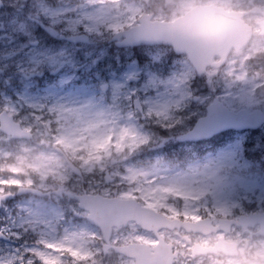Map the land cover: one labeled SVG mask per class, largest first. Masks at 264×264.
<instances>
[{"label":"rangeland","instance_id":"1","mask_svg":"<svg viewBox=\"0 0 264 264\" xmlns=\"http://www.w3.org/2000/svg\"><path fill=\"white\" fill-rule=\"evenodd\" d=\"M187 2L182 0L180 6ZM99 4V0H90L89 9L95 11L84 9L85 13L76 19V27L89 30L94 36L89 46L91 52L76 55L75 68L63 67L54 82L40 86L32 79L38 75L40 59L30 55L23 74L32 78L15 81L12 97L0 88V110L18 112L22 120H39L41 106L47 108L46 120L30 139L35 145L1 142L0 178L19 181L20 186L26 185L27 178H59L55 188L64 181L78 183L87 178L93 191L137 193L145 205L191 218H197L202 211L225 213L239 206L240 200L264 207V170L255 175L243 162L244 145L249 151L252 144L253 152L264 157V127L256 134L235 135L215 155L191 163L184 170L166 166L162 157L146 156L149 151L157 152L173 144L176 133L191 128L190 120L204 115L215 95L233 110H264V39L254 37L249 45L230 54L220 74L203 78L184 57L168 61L169 68L162 75L146 66L147 60H140L147 57L154 65H160L169 53L163 46L128 49L118 55L120 63L114 55L111 64L101 66L106 55L95 48L101 41L107 42L106 34L131 25L143 7L128 0ZM175 67L180 73L165 84ZM193 74L197 76L196 83L189 89ZM131 76L142 79L130 82ZM74 83L79 85L72 87ZM193 96H197L194 101ZM136 97L141 99V113L134 105ZM51 99L54 103L47 105L45 101ZM56 121L59 123L53 135L51 127H55ZM57 144L76 160L81 176L71 173L64 156L53 152L52 147ZM139 237L151 241L148 234L141 233ZM76 241L73 250L78 259H83L88 255L82 245L86 241ZM15 258L13 253V262ZM93 263L99 264V259ZM110 264L122 263L112 260Z\"/></svg>","mask_w":264,"mask_h":264},{"label":"flooded vegetation","instance_id":"2","mask_svg":"<svg viewBox=\"0 0 264 264\" xmlns=\"http://www.w3.org/2000/svg\"><path fill=\"white\" fill-rule=\"evenodd\" d=\"M99 1V5H105L107 2ZM128 1H136L142 5L143 9L139 15L150 13L153 20L162 21L178 18L187 5L185 3L186 5L181 7L182 0ZM89 2L90 0H0V88H4L12 97L15 94L11 93V87L15 81H21L23 77L32 78L23 74V68L28 66L30 55H36L37 59H40L38 75L32 78L40 86L54 82L63 67L68 65L70 69L75 68L76 55L91 52L89 46L94 35L89 30L76 27L78 15L85 13L84 7H88ZM220 2L230 11L245 13L243 19L252 26L253 36L255 33L256 37L264 39V36L258 34L259 22L264 21V0ZM170 6L172 8H169ZM253 8L258 10L251 12ZM91 11L94 12L95 9L88 7L87 12ZM82 34L88 35L87 41L70 40V37ZM105 46L115 49L114 42L108 41ZM44 79L47 82H42ZM45 103L50 105L54 100H46ZM46 109V106H41L39 120L33 117L32 123L20 119V113H13L7 108L0 110V119L12 117L19 129L28 131L33 138L39 124L46 120ZM57 123L59 122L56 121L54 128L51 127L53 135L57 131ZM3 128L0 121V146L1 142L4 145H35L30 140L32 138H14L6 134ZM52 150L62 154L65 160L71 157L68 152L62 151L58 144L52 147ZM25 157L29 158L30 155L25 152ZM27 179L26 185L20 186L3 183L10 179L0 178V264H78L79 260H83L84 264H94L96 258L99 259V264H110L112 260L122 264L136 262V257L131 256L128 249L124 253H117L113 246L124 247L145 242L139 237L140 227L135 222H129L120 229H114L109 246H105L98 229L95 231V237L87 231L93 227L86 221L88 211L79 207L77 197L83 193H100L108 197L137 198L136 194L126 196L115 191H93L87 184L90 181L87 178L78 183L64 181L57 188L55 186L59 178ZM24 188L38 189L40 196L22 191ZM263 212L264 207L241 200L239 206L230 208L225 213L202 212L196 219L179 213L167 214L182 220L209 217L212 222L203 226L211 229V232H194L186 227H178L171 230L162 229L160 235L165 242L172 244V252L178 253L173 264H264V233L260 232L259 223L248 226L231 222L220 223L223 219H238L242 214ZM83 229L85 230L82 232ZM150 236L151 241L145 243L153 247L157 240L153 233H150ZM78 238L86 241L82 245L88 255L83 259H78L73 250ZM13 253L17 257L15 262L12 261ZM53 258H57V261H53Z\"/></svg>","mask_w":264,"mask_h":264},{"label":"water","instance_id":"3","mask_svg":"<svg viewBox=\"0 0 264 264\" xmlns=\"http://www.w3.org/2000/svg\"><path fill=\"white\" fill-rule=\"evenodd\" d=\"M232 13L233 22L230 30L224 32L211 41H201L195 38H184L179 36L174 30L172 23H164L159 21L152 22L151 15H143L140 18L141 24L132 27L128 30L117 33L113 39L120 36H125V40L118 43L120 46L138 45L140 43L156 44L165 43L174 47L178 53H187L189 59L195 66L196 70L200 73L202 69H206L208 65L219 64L221 66L232 47L239 50L242 46L247 44L251 38V27L241 20V14ZM261 34H264V22L260 23ZM80 39V37H77ZM215 55L220 56V61L213 63L212 59ZM139 77H132L131 81H138ZM197 99L196 97L194 98ZM139 110L140 100H136ZM4 129L11 131L14 136L27 137L25 132L19 130L18 126L12 125V119L2 118ZM264 123V114L260 110L249 112L246 109L233 111L223 105L218 97H215L212 104L207 107V115L198 119L194 128L187 133L178 137L179 141H199L208 139L215 134L221 133L229 129L244 130V129H257ZM13 126V127H12ZM15 127V128H14ZM72 170L81 174V171L74 164H70ZM133 210L126 209L120 215L131 213ZM141 216L144 218L141 225L146 229H157L158 227L167 226L170 221H163L162 223L157 220L160 215H156L153 211L152 214L146 209H140ZM93 222L105 230L102 219L98 214L93 213ZM253 216V215H252ZM254 217V216H253ZM252 217V218H253ZM158 222L160 224L155 225ZM111 227V224H110ZM139 264H151V261L146 258ZM152 264H170L169 261L161 259L153 261Z\"/></svg>","mask_w":264,"mask_h":264},{"label":"snow or ice","instance_id":"4","mask_svg":"<svg viewBox=\"0 0 264 264\" xmlns=\"http://www.w3.org/2000/svg\"><path fill=\"white\" fill-rule=\"evenodd\" d=\"M233 22L231 11L220 0H188L185 8L182 9L178 18L171 23L173 30L181 37L195 38L201 41H211L230 30ZM147 60L154 71L163 74L166 69L164 63L154 65L147 57L140 59ZM214 69V71H213ZM175 67L170 73L165 84L171 83L175 75L180 73ZM222 69L219 64L210 65L207 70L202 69L200 76L220 74ZM197 76L193 74L189 80V89L196 83ZM167 126V124L165 125ZM174 126V125H173ZM95 143V142H94ZM3 183L19 184V181H5ZM129 195V194H126Z\"/></svg>","mask_w":264,"mask_h":264},{"label":"trees","instance_id":"5","mask_svg":"<svg viewBox=\"0 0 264 264\" xmlns=\"http://www.w3.org/2000/svg\"><path fill=\"white\" fill-rule=\"evenodd\" d=\"M106 61H112V55H108ZM232 137L233 132L226 133L210 141L193 145L175 142L174 144H170L167 147L160 149V151L154 155L164 158L170 165L185 167L190 162L199 161L208 155L213 154L228 140L232 139ZM255 153L257 152H246L244 159L245 163L249 166L250 170L254 172V174L264 169V161L261 163L260 155Z\"/></svg>","mask_w":264,"mask_h":264}]
</instances>
